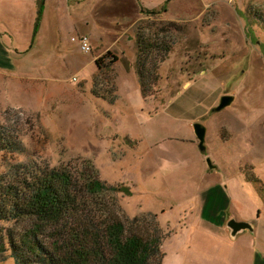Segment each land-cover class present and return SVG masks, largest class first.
<instances>
[{
	"label": "rangeland",
	"instance_id": "1",
	"mask_svg": "<svg viewBox=\"0 0 264 264\" xmlns=\"http://www.w3.org/2000/svg\"><path fill=\"white\" fill-rule=\"evenodd\" d=\"M58 31L75 48L53 49ZM140 39L169 47L146 96ZM0 129L1 179L66 168L120 187L91 210L156 226L162 264H264V0H0ZM28 223L0 220V245Z\"/></svg>",
	"mask_w": 264,
	"mask_h": 264
},
{
	"label": "trees",
	"instance_id": "2",
	"mask_svg": "<svg viewBox=\"0 0 264 264\" xmlns=\"http://www.w3.org/2000/svg\"><path fill=\"white\" fill-rule=\"evenodd\" d=\"M43 8L41 1L34 32ZM147 41L136 42L135 70L143 96L158 79L157 65H152L149 55L161 54L162 63L163 54L169 51L167 46L156 47ZM100 63L101 58L95 60L98 69L102 68ZM1 145L0 129V148ZM112 192L122 191L95 177L77 179L66 168L16 166L10 176L0 178V220H27L30 224L17 241L2 240L0 263L7 259L3 252L10 251L14 264H162L164 237L156 226L144 228L147 222L143 217L124 221L105 208L91 210L94 204L90 199L105 202L106 195Z\"/></svg>",
	"mask_w": 264,
	"mask_h": 264
},
{
	"label": "water",
	"instance_id": "3",
	"mask_svg": "<svg viewBox=\"0 0 264 264\" xmlns=\"http://www.w3.org/2000/svg\"><path fill=\"white\" fill-rule=\"evenodd\" d=\"M233 101V98L231 96H223L220 98V102L217 107L213 109L214 112H220L225 107H227L231 102ZM193 130L194 134L199 141V147L200 149H203V143L205 138V128L201 126L199 123L193 124ZM229 228L232 230L233 233H236L240 230L248 228V224L236 222L234 220H230L228 222Z\"/></svg>",
	"mask_w": 264,
	"mask_h": 264
},
{
	"label": "crops",
	"instance_id": "4",
	"mask_svg": "<svg viewBox=\"0 0 264 264\" xmlns=\"http://www.w3.org/2000/svg\"><path fill=\"white\" fill-rule=\"evenodd\" d=\"M4 23L5 22H2V24H4ZM50 43H53V49H54L55 45H59V46H61L64 49H70V48L73 49V48H75V46L69 42L68 38L64 34H62V32H60V31L57 32L55 38L53 40H51ZM69 46H70V48H68ZM64 49H63V51H65ZM70 58H71L70 56L61 53V55H59V57L55 60V63L58 62V66L63 68V66H62L63 64L61 63V60L65 59L66 61L69 62V60H71ZM68 71L69 70H67L65 68L62 72L68 74Z\"/></svg>",
	"mask_w": 264,
	"mask_h": 264
},
{
	"label": "built area",
	"instance_id": "5",
	"mask_svg": "<svg viewBox=\"0 0 264 264\" xmlns=\"http://www.w3.org/2000/svg\"><path fill=\"white\" fill-rule=\"evenodd\" d=\"M72 40H75V39L73 38ZM77 43L79 45L80 50L83 53H90L91 52L92 48H91L90 42H89L87 37H85V36L79 37L77 39Z\"/></svg>",
	"mask_w": 264,
	"mask_h": 264
}]
</instances>
